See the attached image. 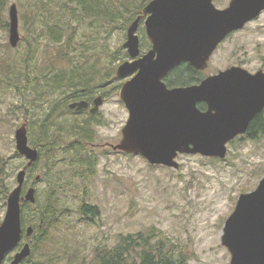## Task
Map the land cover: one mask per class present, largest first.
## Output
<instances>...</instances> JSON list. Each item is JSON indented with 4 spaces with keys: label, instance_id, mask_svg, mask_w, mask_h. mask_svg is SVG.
<instances>
[{
    "label": "rangeland",
    "instance_id": "rangeland-1",
    "mask_svg": "<svg viewBox=\"0 0 264 264\" xmlns=\"http://www.w3.org/2000/svg\"><path fill=\"white\" fill-rule=\"evenodd\" d=\"M149 1L144 0L145 5ZM229 1L214 0V3L225 8ZM27 2L0 0V58L11 60L16 72L0 73V149L11 161L9 180L12 189L17 184L18 171L27 164L25 157L16 154L15 132L24 123H27L29 138L33 141L30 144L39 148L36 143L40 141L39 128L54 113L57 116L51 130H60L59 127L68 126L73 119L81 122L94 116L102 120V124H91L95 137L86 143L89 154L98 158L97 172L90 179L86 178L87 173L83 176L82 168L67 152L71 143L77 140L65 131L63 137L57 135V131L50 132L53 138H65L61 144H55L56 156L49 158L51 144H48L40 149V159L28 169L24 191L34 186L38 201L27 208L32 218H38L40 209L51 195L58 197L59 211L62 210L58 227L49 230V244L32 250V260L28 264H96L97 246L115 245L121 234L140 233H152V242L166 239V251L172 253L174 261L180 262L179 259L184 258V264H231V254L222 243L223 228L239 196L255 190L264 177V136L257 140L250 139L247 134L238 136L228 144L225 159L179 155L178 169L151 165L140 155L114 151L109 144L120 141L121 131L129 118L119 90L113 92L111 85L108 90L99 86L98 91L88 95L90 99L85 100L93 101L107 92L103 97L104 104L94 114L77 111L69 105L64 107V103L72 99H64L60 92L53 94L48 90L50 82L47 80L50 79L45 78L46 82L42 77L44 52L50 48L49 43L43 40L40 47L29 53L28 44L23 40V14ZM13 4L19 11L22 36L15 48L9 42V27H4V22L10 24ZM108 27L109 45L106 48L117 55L109 64L118 67L130 60L123 46L128 26L115 23ZM142 29H145L144 19L138 30L139 36ZM98 32L96 29L92 34L85 22L78 29V41L84 45L87 57L98 51ZM232 64H241L251 72L264 70V13L219 45L204 71L205 76ZM131 77L120 78L121 83ZM37 175L42 178L36 180ZM83 200L97 205L100 215L87 217L83 214L80 211ZM6 210L7 206L0 210V218L3 219ZM26 242L34 248L35 239L26 236L20 248ZM41 253L47 257L42 258ZM14 254L15 251L9 256Z\"/></svg>",
    "mask_w": 264,
    "mask_h": 264
},
{
    "label": "water",
    "instance_id": "water-1",
    "mask_svg": "<svg viewBox=\"0 0 264 264\" xmlns=\"http://www.w3.org/2000/svg\"><path fill=\"white\" fill-rule=\"evenodd\" d=\"M263 11L264 0H230L225 8L217 7L214 0L149 1L127 28L123 46L130 60L117 67L118 78L136 74L119 90L129 118L120 141L109 144L113 150L174 169L180 167L179 155L225 159L228 144L247 134L252 120L264 111V70L253 73L233 66L199 83L175 87H169L165 78L183 63L205 71L219 45ZM9 15V42L15 48L22 40L16 4ZM143 19L152 43L146 53L141 51L138 34ZM94 103L92 112L103 104V97ZM201 103L205 109L199 107ZM88 105L82 100L71 103L70 108L81 110ZM15 140L27 164L17 173L0 224V264H21L30 257L31 243L20 246L25 236L31 238L35 232L33 225H22V201H37L36 188L25 192L24 186L28 169L41 154L30 144L27 123L16 130ZM40 178L36 176V180ZM222 243L231 254V264H264V177L255 190L239 196L225 222Z\"/></svg>",
    "mask_w": 264,
    "mask_h": 264
},
{
    "label": "trees",
    "instance_id": "trees-1",
    "mask_svg": "<svg viewBox=\"0 0 264 264\" xmlns=\"http://www.w3.org/2000/svg\"><path fill=\"white\" fill-rule=\"evenodd\" d=\"M144 6V0H28L26 12L23 14V40L28 44L29 53H32L35 47H40L43 40L49 43L50 48L44 52L42 69L43 81L50 79L47 80L50 82L48 90L53 94L60 92V96L63 93L64 99L70 97L72 101L90 99L88 95L98 91L99 86L104 90L109 89L108 84H111L113 92L118 91L122 83L116 75L117 66L109 64L117 55L106 48L109 45L107 42L110 33L108 25L119 23L124 27L129 26L142 13ZM84 22L87 23V28L92 34L96 29L99 30L98 51L95 55L88 57L84 45L78 41L77 36L78 29ZM0 26H2L1 21ZM4 27H9L8 21L4 22ZM142 30L140 40L141 51L144 52L148 46V38L145 29ZM23 62L27 61L23 60ZM13 64L7 58H0V73L16 74L12 68ZM45 70H47L46 73H44ZM204 78L203 71L194 69L188 63H183L173 69L167 78V83L170 87L184 86L199 83ZM72 101H66L64 107H68ZM199 107L205 109L206 105L201 103ZM56 116L54 113L39 128L41 130L40 141L36 143L40 149L51 144L48 156L53 159L57 153L54 148L55 144H61L65 138H53L50 132L57 131V135L62 136L64 135L62 132L65 131L69 137L77 140L76 143H71V149L67 152L74 156V162L82 168L83 176L87 173L86 178L90 179L97 172L98 158L89 154L86 143L89 140L93 141L95 137V130L91 124H102V120L94 116L81 122L72 118L68 126L59 127L60 130H51L50 127L54 124ZM256 120H252L247 133L248 137L254 140L264 136V122L256 124ZM16 154H19L18 151ZM10 163V158L0 149V210L7 206L8 196L12 190L9 180L11 177ZM58 201V197L51 195L45 206L40 209L37 219H33L31 212L27 210L32 203L22 204L23 227L31 223L35 228L31 237L35 239V246L32 250L47 247L49 244V230L57 228L61 221L62 210L59 211ZM35 203L38 204V201ZM80 211L87 217L100 215V208L85 200L80 204ZM1 221L2 218H0V224ZM152 236V233L121 234L115 245L104 244L95 248L96 264H184V258L179 259L180 262L174 261L172 253L166 251V239L152 242ZM41 254L42 258L47 257L46 254ZM29 260H32V255L21 264H28Z\"/></svg>",
    "mask_w": 264,
    "mask_h": 264
},
{
    "label": "flooded vegetation",
    "instance_id": "flooded-vegetation-1",
    "mask_svg": "<svg viewBox=\"0 0 264 264\" xmlns=\"http://www.w3.org/2000/svg\"><path fill=\"white\" fill-rule=\"evenodd\" d=\"M230 2V1H229ZM229 5V4H228ZM262 13H264V11L262 12ZM250 23V22H249ZM146 31V30H145ZM239 31V30H238ZM235 32H237V31H235ZM235 32H233V33H235ZM232 33V34H233ZM146 35H147V33H146ZM231 35V34H230ZM229 35V36H230ZM147 38H148V36H147ZM152 48V43H151V41H150V39L148 38V46H147V48H146V51L145 52H143V53H146V52H148L150 49ZM233 66H240V67H243V68H245L246 69V67H244L243 65H241V64H232V65H229V66H227V67H225V68H223V69H220V71H222V70H226V69H228V68H230V67H233ZM173 71V70H172ZM171 71V72H172ZM220 71H218V72H215V73H212V74H210V75H214V74H218ZM171 72L169 73V75L171 74ZM253 73H255V72H253ZM136 73H134L133 75H132V77L135 75ZM116 75H117V70H116ZM169 75L165 78V81H166V83H167V78L169 77ZM209 76V75H208ZM131 77V78H132ZM117 78H118V76H117ZM118 79H120V78H118ZM124 83V82H123ZM168 84V83H167ZM109 86L111 85V84H108ZM122 86V85H121ZM170 87V86H169ZM172 87H175V86H172ZM121 88V87H120ZM108 90V89H107ZM120 90V89H119ZM106 93L107 92H105V93H103V95L105 96L106 95ZM104 96H102V97H104ZM82 100H85V99H82ZM82 100H80V101H82ZM104 98H103V104H104ZM86 101H88V100H86ZM76 102V101H75ZM95 100H89L88 101V103H89V105H88V107L87 108H84V109H81V110H77V111H86V112H90V113H92V114H94V113H96L97 111H99V109L97 110V111H95V112H92V109L95 107ZM71 104V103H70ZM102 104V105H103ZM101 105V106H102ZM70 106V105H69ZM100 108V107H99ZM76 109V108H75ZM90 110V111H89ZM254 119H257L256 120V124L257 123H262V122H264V111L261 113V114H259V115H257ZM253 119V120H254ZM251 125V124H250ZM249 128H250V126H249ZM232 142V141H231ZM105 146H108V144L107 145H105ZM38 148V147H37ZM39 150H40V148H38ZM40 152H41V150H40ZM41 154V153H40ZM22 202H24V201H22ZM8 257H11V256H8Z\"/></svg>",
    "mask_w": 264,
    "mask_h": 264
}]
</instances>
